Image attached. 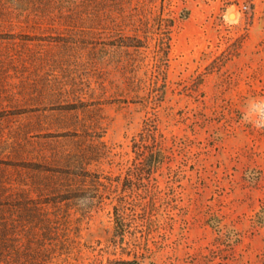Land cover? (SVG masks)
Masks as SVG:
<instances>
[{
  "label": "rangeland",
  "instance_id": "374dc122",
  "mask_svg": "<svg viewBox=\"0 0 264 264\" xmlns=\"http://www.w3.org/2000/svg\"><path fill=\"white\" fill-rule=\"evenodd\" d=\"M254 98L253 0H0V181L48 195L64 181L39 169L93 157L49 211L53 264H264V130L242 119Z\"/></svg>",
  "mask_w": 264,
  "mask_h": 264
},
{
  "label": "trees",
  "instance_id": "16d2710c",
  "mask_svg": "<svg viewBox=\"0 0 264 264\" xmlns=\"http://www.w3.org/2000/svg\"><path fill=\"white\" fill-rule=\"evenodd\" d=\"M137 47L138 45H133ZM143 130L141 141L147 138H155V126L146 124ZM149 125V126H148ZM76 137V136H75ZM153 154V153H152ZM154 156V155H151ZM146 158V157H145ZM93 160L89 153H63L56 162H63L62 169L43 170L42 172L60 177L64 184H57L54 187L48 184L51 194L44 195L43 191L36 192L34 198L27 191H13L12 181H0V264H53L56 258L52 247L48 243L53 242L58 234L55 231V216L50 213L51 208L61 207L63 203H69L76 195L70 185V180L89 173L87 165ZM18 172V184H25V171L29 169L26 163L13 165ZM24 173V174H23ZM50 196L53 199L44 201V197ZM128 201L120 199L113 207L115 226L113 240L117 244V238H123L128 231V223H125L123 216L126 214ZM56 243L53 245L55 246ZM59 250L63 251L62 247ZM122 264H138L135 260L123 261Z\"/></svg>",
  "mask_w": 264,
  "mask_h": 264
},
{
  "label": "clouds",
  "instance_id": "9594fccd",
  "mask_svg": "<svg viewBox=\"0 0 264 264\" xmlns=\"http://www.w3.org/2000/svg\"><path fill=\"white\" fill-rule=\"evenodd\" d=\"M242 119L250 123L258 130H264V102L260 100L253 101L248 105V110L243 114ZM89 197H81L78 203L83 207L86 206Z\"/></svg>",
  "mask_w": 264,
  "mask_h": 264
},
{
  "label": "crops",
  "instance_id": "0c3cea01",
  "mask_svg": "<svg viewBox=\"0 0 264 264\" xmlns=\"http://www.w3.org/2000/svg\"><path fill=\"white\" fill-rule=\"evenodd\" d=\"M253 4L255 5V8L257 5H263L264 6V0H253Z\"/></svg>",
  "mask_w": 264,
  "mask_h": 264
},
{
  "label": "built area",
  "instance_id": "2783aa9c",
  "mask_svg": "<svg viewBox=\"0 0 264 264\" xmlns=\"http://www.w3.org/2000/svg\"><path fill=\"white\" fill-rule=\"evenodd\" d=\"M241 9H242L243 11H247L249 8H248V5H243V6L241 7Z\"/></svg>",
  "mask_w": 264,
  "mask_h": 264
},
{
  "label": "bare ground",
  "instance_id": "6f19581e",
  "mask_svg": "<svg viewBox=\"0 0 264 264\" xmlns=\"http://www.w3.org/2000/svg\"><path fill=\"white\" fill-rule=\"evenodd\" d=\"M235 16V15H234ZM235 18L237 19V15L235 16Z\"/></svg>",
  "mask_w": 264,
  "mask_h": 264
}]
</instances>
